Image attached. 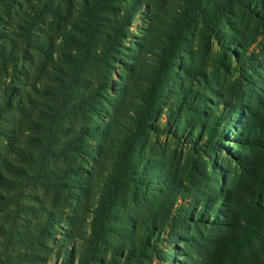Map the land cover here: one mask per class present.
I'll return each mask as SVG.
<instances>
[{
    "label": "rangeland",
    "instance_id": "1",
    "mask_svg": "<svg viewBox=\"0 0 264 264\" xmlns=\"http://www.w3.org/2000/svg\"><path fill=\"white\" fill-rule=\"evenodd\" d=\"M41 4L31 38L38 0H0V44L19 50L0 61V112L26 102L13 134L0 113V264L264 263V227L240 209L226 238L227 200L212 215L252 182L238 159L261 158L237 138L264 117V1Z\"/></svg>",
    "mask_w": 264,
    "mask_h": 264
},
{
    "label": "trees",
    "instance_id": "2",
    "mask_svg": "<svg viewBox=\"0 0 264 264\" xmlns=\"http://www.w3.org/2000/svg\"><path fill=\"white\" fill-rule=\"evenodd\" d=\"M264 0H249L248 5H252L253 7H258L260 3H262ZM39 5L36 6V8L32 11H24L23 16L28 17L32 20L31 26H30V32L31 38H34L36 36V29L38 26V21L41 20V15L44 14L45 8L44 4L42 6L41 0H38ZM47 7V6H46ZM49 7V5H48ZM128 10V9H127ZM43 17V16H42ZM262 17H264V14H262ZM41 38L35 41H30L33 44V48L37 51L42 52V46H44V37L45 33L43 30L40 31ZM35 35V36H34ZM1 39H4L3 44H0V61L5 62L6 57L13 58L16 57L18 53V44L15 40L10 41L7 36H4V38L1 37ZM1 41V40H0ZM9 44L12 47V51L8 52V46ZM25 104L26 102H9V105L7 108H5V111H8V117L6 123H10L12 125L13 129L12 134L16 130L17 124L14 126V120L16 117H14V114L16 111L21 113L23 115V112H25ZM232 113V121L230 123H233L236 114L241 115L242 110L237 109ZM2 110V111H4ZM1 111V112H2ZM11 111V112H10ZM15 111V112H14ZM0 112V113H1ZM16 115V114H15ZM248 124L245 127V133L239 134L237 141L241 143L245 149L248 150L251 154H257L259 153L261 155V158L259 159H250L249 156H245V158L238 159L242 160V169L243 173L247 177V179L251 180L252 182L250 184L244 185L241 188L231 189L224 191L219 198H215L213 204L214 208L212 210V215H214V221H219L220 216H222L223 212L219 210L220 202H223L224 200H227L226 204V214H227V220L225 223H220L222 226H224L226 230V238L228 236L234 237L237 232L239 231V228L241 227L239 224V211L240 209L244 210L248 215L252 217L251 222L249 223V226L251 228V231L253 233H256L261 227H264V117H249L248 118ZM229 126L233 127V124H230ZM59 131H66L68 134V137L72 135L70 139H74V134L71 132L78 131L77 127H70L66 126L63 129ZM10 133V132H9ZM76 135L79 137V142H81L84 138H81V133L76 132ZM10 138H14V136L8 135ZM77 137V136H76ZM8 148H11V144L7 146ZM77 146H75L76 148ZM13 149V148H12ZM2 166H4V163H7V158L2 157ZM0 180L3 184L4 181H8L6 176H4L0 170ZM1 185V184H0ZM208 202L209 207L212 206L211 204L212 200L206 201V204ZM210 203V204H209ZM56 213L50 212L49 217L46 216L44 219H42L43 223H47L50 219H54ZM45 220V221H44ZM0 227H2L0 225ZM43 227L41 224L40 228ZM7 232V228L4 226L2 227V233ZM235 234V235H234ZM0 235H2L0 233ZM220 241H224V239H220ZM217 255L215 257L214 262L218 261L220 258ZM251 257H255L256 255L253 253L250 255ZM256 262L255 264H264L260 260L258 256H256ZM213 262V264H214Z\"/></svg>",
    "mask_w": 264,
    "mask_h": 264
}]
</instances>
